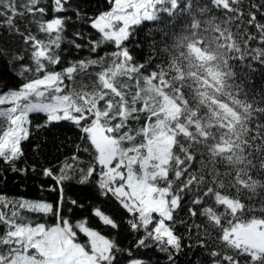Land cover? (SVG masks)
Listing matches in <instances>:
<instances>
[{"label": "trees", "instance_id": "trees-1", "mask_svg": "<svg viewBox=\"0 0 264 264\" xmlns=\"http://www.w3.org/2000/svg\"><path fill=\"white\" fill-rule=\"evenodd\" d=\"M16 2L22 5L25 0ZM113 3L69 0L67 12L55 13L53 0H42L46 8L43 16L17 17L13 30L7 25L0 27V91L18 88L40 75L34 71L19 75L21 65L35 68L32 45L25 37L47 42L49 35L40 31V23L54 17L71 19L65 22L61 62L49 65V70L60 71L70 61L96 60L75 73L73 80H65L66 91L102 90L98 76L112 66V53L117 50L114 44L105 42L96 52H89L87 47L77 50L68 41L84 44L89 36L99 39L100 34L89 27L90 18L110 11ZM262 14L264 0H175L169 10H160L153 19L131 26L129 39L123 42L122 47L128 49L133 60L119 71L116 84L136 112L113 135L134 137L124 141V147L150 146L157 185L168 190L170 207L173 200L178 201L173 221L167 222L182 245L175 256L176 264H213L205 254L213 250L219 253L217 264H264V247L259 248L262 243L237 232L244 226L264 229V44L258 43L254 27L264 24ZM253 15L255 20L251 19ZM75 32L84 34V39H77ZM106 99L118 102L120 98L109 92ZM166 102L172 103L174 114L167 113ZM103 104L101 101L100 106ZM29 119L30 135L22 142L25 156L18 166L36 164V171L29 168L24 175L13 173L0 159V174L7 177L0 181V194L9 199L53 201L54 194L40 190L49 180L43 177L39 165L55 162L60 166L66 159L71 164L70 157L77 154L82 161L79 167L84 168L90 157L73 152L74 142L82 141L71 124L38 128L45 119L43 114H30ZM119 122L117 118L111 124ZM4 127L6 121L0 118V131ZM166 134L173 142L157 153L159 140ZM98 192L97 186L73 179L65 194L84 207H73L68 213L65 205L62 214L73 224L86 220L88 227L126 250L117 254L120 264H129L131 259L166 264V254L155 246L134 247L143 230L133 233L127 223L131 214L110 193L102 196ZM94 207L114 219L119 228L103 225L93 214ZM22 214L46 226L57 222L50 214ZM3 232L0 225V234ZM77 232V239L84 243L86 237ZM199 240L205 247H188ZM225 256L230 259H222Z\"/></svg>", "mask_w": 264, "mask_h": 264}, {"label": "snow or ice", "instance_id": "snow-or-ice-1", "mask_svg": "<svg viewBox=\"0 0 264 264\" xmlns=\"http://www.w3.org/2000/svg\"><path fill=\"white\" fill-rule=\"evenodd\" d=\"M111 2V0H110ZM134 0H114L110 11L90 18L89 27L100 34L99 39L89 38L84 44L69 40L68 43L77 50L87 47L89 52H96L102 43L111 42L117 49L112 53V66L101 72L98 79L100 91L86 92L75 88L66 91L65 80H73L74 74L82 71L96 60L70 61L60 71L49 70V65L61 62L59 49L64 42L65 22L71 17H54L50 21L40 23V31L49 35L47 42L37 40L28 35L26 42H31V62L35 68L21 65L19 75L23 72L39 73L37 77L26 80L18 88L0 91V118L6 121V127L0 131V159L8 165L13 173L24 175L29 168L35 172L36 164L19 167L25 153L22 142L29 139L30 114H43L44 120L38 128H48L54 124L67 122L79 133L77 139L82 143L73 145L74 153H88L90 159L87 166L80 168V156L73 154L70 159L57 166L39 165L43 177L49 180L47 185L40 186L41 192L54 194L53 201L9 199L0 194V225L4 232L0 234V264H120L118 253L121 249L115 241L105 238L97 230L87 226L86 220L73 224L66 215L73 207L79 209L84 205L67 197L65 188L73 179L79 184L97 186L98 194L115 197L121 206L131 214L127 223L133 233L143 230L144 235L137 239L134 247L149 248L155 246L166 254V264H176L175 256L182 250L180 238L174 229L167 224L173 221L176 201L169 206L166 192H162L156 183V175L152 171L151 150L148 144L124 147V141L134 139L131 135L115 136L124 127V121L136 112L128 106L125 95L118 90L116 77L121 69L126 68L133 60L123 42L129 39L130 27L139 20L130 15ZM69 0H53L52 11L67 12ZM46 8L42 0H25L18 5L16 0H0V27L7 25L9 30L16 28V18L29 14H43ZM79 17V12L76 13ZM264 15V14H262ZM252 20L256 16L251 17ZM259 34V44H264V24H255ZM77 39H84V34L75 32ZM257 39V36H255ZM23 59V57H18ZM15 74V73H14ZM107 90V91H105ZM109 92L119 97L118 102L106 99ZM101 101L104 102L101 107ZM7 105V107H4ZM119 118V123L111 121ZM90 146L95 149L91 151ZM74 173H78L74 175ZM95 177V179H93ZM7 177L0 174V181ZM23 212L42 213L56 218L54 226L34 223L24 216ZM93 214L103 225L118 229L114 219L99 207H94ZM155 214V216H154ZM86 237L81 243L78 232ZM191 232V228L189 229ZM188 247H205L202 240ZM213 264H217L216 251L205 253ZM131 256V251L127 250ZM222 259H230L225 256ZM129 264H145L141 259H131ZM193 264H196L193 261ZM238 264V262H237Z\"/></svg>", "mask_w": 264, "mask_h": 264}, {"label": "rangeland", "instance_id": "rangeland-1", "mask_svg": "<svg viewBox=\"0 0 264 264\" xmlns=\"http://www.w3.org/2000/svg\"><path fill=\"white\" fill-rule=\"evenodd\" d=\"M174 5H175V0H134V7L130 15L136 17L139 20V23H141L143 20L153 19L160 10H169L171 6H174ZM165 110L167 111L169 115L175 113V108L173 107L172 103H169V102H166ZM172 142H173V139L169 135L167 136L163 135L161 139L159 140L160 147L157 149V153H159L160 149L162 150L166 149L167 145L169 146ZM157 153H155L154 151V154L157 155ZM156 155H155V158H156ZM152 160L154 159L152 158ZM160 189L162 192L168 193V190H163L162 188ZM262 247H264V234H263V243L259 246V248H262Z\"/></svg>", "mask_w": 264, "mask_h": 264}, {"label": "water", "instance_id": "water-1", "mask_svg": "<svg viewBox=\"0 0 264 264\" xmlns=\"http://www.w3.org/2000/svg\"><path fill=\"white\" fill-rule=\"evenodd\" d=\"M241 232H243L245 235H247L251 238L260 239V237L258 235H256L253 228H244L241 230Z\"/></svg>", "mask_w": 264, "mask_h": 264}, {"label": "bare ground", "instance_id": "bare-ground-1", "mask_svg": "<svg viewBox=\"0 0 264 264\" xmlns=\"http://www.w3.org/2000/svg\"><path fill=\"white\" fill-rule=\"evenodd\" d=\"M75 175H78V173H75Z\"/></svg>", "mask_w": 264, "mask_h": 264}]
</instances>
